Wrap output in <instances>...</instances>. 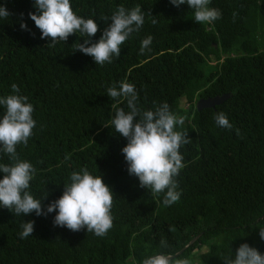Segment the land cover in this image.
<instances>
[{"label": "trees", "instance_id": "trees-1", "mask_svg": "<svg viewBox=\"0 0 264 264\" xmlns=\"http://www.w3.org/2000/svg\"><path fill=\"white\" fill-rule=\"evenodd\" d=\"M34 3L0 0L11 13L0 18V98L14 94L15 83L36 121L27 145L16 149L36 170L27 191L46 210L72 172L87 167L114 192L113 227L98 237L86 228L54 226L56 212L17 216L0 205V264H142L160 252L177 254L197 236L179 255L192 264H226L245 243L264 255V0H211L209 7L222 12L211 23L195 22L187 3L177 7L170 0H70L78 16L99 24L92 42L120 5H140L145 13L120 57L103 66L76 50L86 38L78 33L47 47L51 41L41 39L28 15L37 11ZM149 35L150 50L142 54ZM122 81L135 86L142 111L167 102L186 117L178 130L186 129L191 142L180 148L184 167L175 179L181 196L170 206L163 204L165 193L153 195L127 170L122 149L128 141L110 123L117 109L128 111L127 102L107 92ZM227 94L223 104L197 111L199 99ZM4 112L0 105V119ZM219 112L231 130L217 125ZM13 163L0 152V164ZM27 221H35L34 232L22 239Z\"/></svg>", "mask_w": 264, "mask_h": 264}, {"label": "clouds", "instance_id": "clouds-1", "mask_svg": "<svg viewBox=\"0 0 264 264\" xmlns=\"http://www.w3.org/2000/svg\"><path fill=\"white\" fill-rule=\"evenodd\" d=\"M179 7L187 3L194 10L197 23H211L222 17V12L210 8L211 0H170ZM36 12H30L29 18L40 29L41 39H49L47 47L66 42L70 35L78 33L84 39L76 45V50L91 56L96 65L112 63L113 57H120L121 45L133 32H139L145 22V13L140 5L126 9L120 5L111 16L98 42L92 37L99 30V24L92 18L78 16L72 9L70 0H35ZM11 13L6 6L0 5V18H7ZM23 14H21V17ZM105 22L107 17H100ZM153 23L156 20L153 19ZM22 30H29L26 23H21ZM153 37L149 35L141 43L140 52L150 50ZM90 45V46H89ZM14 94L0 98L5 112L0 119V152L6 153L14 161L11 165L0 164V172L5 175L0 180V205L11 210L15 215L27 216L33 212L37 216H47L56 212L53 225L66 227L73 232L87 229L98 237L105 236L113 227V191L102 176H94L87 167L72 172L70 183L65 184L63 195L51 202L45 210L42 199L34 198L27 191L30 181L34 179L35 168L28 161L19 160L17 145H27L33 134L36 121L33 119L34 107L28 97L19 94V87L13 83ZM112 99H126L128 111L117 109L110 123L115 131L127 139L122 149L128 164L129 175L137 177L140 187L147 188L153 195L165 193L163 204L170 206L179 201L181 192L175 177L184 167L180 153L182 145L191 142L188 131L178 130L183 126L186 117L171 111L167 102L157 106L155 110L142 111L137 107L139 99L135 86L121 82L119 89L113 85L107 89ZM218 126L231 130L233 125L227 115L219 112L215 116ZM108 127L107 125H104ZM238 134L239 131L237 130ZM166 190V191H165ZM46 198V196L44 197ZM35 221H27L21 225L20 237L27 238L34 232ZM173 230L174 229H170ZM259 235L264 238V229ZM162 247H168L167 241H161ZM226 264H264V255L247 243L242 244L235 253V259L226 258ZM142 264H192L190 258H180L172 253L160 252L146 257Z\"/></svg>", "mask_w": 264, "mask_h": 264}, {"label": "water", "instance_id": "water-1", "mask_svg": "<svg viewBox=\"0 0 264 264\" xmlns=\"http://www.w3.org/2000/svg\"><path fill=\"white\" fill-rule=\"evenodd\" d=\"M228 98H229V95L227 94V95H222V96H215L212 98L199 99L196 103V109L198 112H200L203 109L214 108L215 106L223 104ZM198 237L199 236L191 240V242L185 248H183L180 252H178L175 255L177 256L181 255L185 251V249H187L190 245H192L198 239Z\"/></svg>", "mask_w": 264, "mask_h": 264}, {"label": "rangeland", "instance_id": "rangeland-1", "mask_svg": "<svg viewBox=\"0 0 264 264\" xmlns=\"http://www.w3.org/2000/svg\"><path fill=\"white\" fill-rule=\"evenodd\" d=\"M187 109V107H183L180 111H184V110H186ZM207 249V247L206 246H204L203 248H202V250L198 253V254H200L202 251H205Z\"/></svg>", "mask_w": 264, "mask_h": 264}]
</instances>
